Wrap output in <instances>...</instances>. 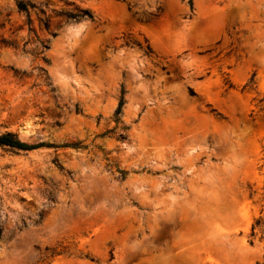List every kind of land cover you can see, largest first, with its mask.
I'll return each mask as SVG.
<instances>
[{
	"label": "rangeland",
	"instance_id": "obj_1",
	"mask_svg": "<svg viewBox=\"0 0 264 264\" xmlns=\"http://www.w3.org/2000/svg\"><path fill=\"white\" fill-rule=\"evenodd\" d=\"M18 1L0 264H264V0Z\"/></svg>",
	"mask_w": 264,
	"mask_h": 264
},
{
	"label": "trees",
	"instance_id": "obj_2",
	"mask_svg": "<svg viewBox=\"0 0 264 264\" xmlns=\"http://www.w3.org/2000/svg\"><path fill=\"white\" fill-rule=\"evenodd\" d=\"M16 6L19 11L26 13V14L29 9L35 8V5H33L32 3L23 2L21 0L17 2ZM64 16L67 19H90L92 20V15L87 11H81L78 13H65ZM0 147H8L10 149H14L18 151H32V150L42 148V147H56V146H53L51 144H46V143H38L35 145H29V144H26L20 141L17 138V136L13 133H4L0 135ZM252 231H253V228H252ZM0 235H1V231H0Z\"/></svg>",
	"mask_w": 264,
	"mask_h": 264
},
{
	"label": "bare ground",
	"instance_id": "obj_3",
	"mask_svg": "<svg viewBox=\"0 0 264 264\" xmlns=\"http://www.w3.org/2000/svg\"><path fill=\"white\" fill-rule=\"evenodd\" d=\"M261 50H262V49H261ZM262 51H263V50H262ZM263 53H264V52H263ZM63 74H64L63 76H65V77L70 76V73H68V72H64ZM236 129H237L236 131H239L240 128H236ZM239 154H240V150H239V147L237 146V149H236V151H235V155H234V159H238ZM214 186H215V185H214ZM214 186H213V187H214ZM213 187H212V188H213ZM218 191H219V193L222 194V192L220 191L219 188L217 189L216 192H218ZM219 193H218V194H219ZM221 194H219V195L221 196ZM75 195H76V194H75ZM218 200H219V199H218ZM218 200H217V203H218V204L216 203L215 206H216V207L218 206V208H219V206L221 205L222 201L219 200V201H220V203H219ZM215 202H216V201H215ZM215 202H214V203H215ZM202 210H203V209H202ZM203 224H204V223H203ZM203 224L199 225V226L197 227L196 230H199V229H200L199 231H203V230L205 231L206 228H205V225H203ZM206 231H207V230H206Z\"/></svg>",
	"mask_w": 264,
	"mask_h": 264
}]
</instances>
